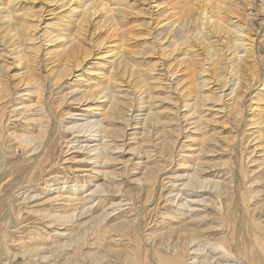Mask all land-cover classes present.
I'll return each instance as SVG.
<instances>
[{
    "label": "rangeland",
    "instance_id": "obj_1",
    "mask_svg": "<svg viewBox=\"0 0 264 264\" xmlns=\"http://www.w3.org/2000/svg\"><path fill=\"white\" fill-rule=\"evenodd\" d=\"M57 1L32 0L30 2L24 1L16 5L15 9L17 13L22 12L20 14H23L24 12L30 11L29 13H34L35 15L33 16L34 18H29L31 23H35V27L33 26L30 29V34H33V36H26L22 50L18 55L13 56L12 54H8L9 52H6L11 47H9V43L12 36L5 35L4 38L0 33V49L3 52L0 56V64L6 65L1 69L0 74L2 77L5 76L3 78L7 80L2 79L5 83L3 82L0 88V96L2 97L3 95V98L0 97V262L2 264H54V262L55 264H66L68 262L67 257H71L74 249L66 250L67 252H57L53 256V259L51 260L50 258L48 261L34 254L22 255L21 253L26 249L50 247L66 240L56 233L55 228L49 225L47 217L45 218V215L42 214L58 210L61 213L70 212L73 205L82 208H88V206L90 207L92 205L90 213L93 216L101 215L102 211L106 208L110 212L109 217L99 226L100 230L98 226H95L87 234V239L83 241L84 243L88 242L91 244L93 248L87 247L84 243L80 244L81 249L79 252L81 261L83 262L84 260V264H95V260L91 258L90 253L93 254L97 250H99L97 252H103L104 248L100 246L107 242L106 240L103 241V238L107 235L106 231L111 230L108 229L111 224L116 225L124 219L135 218L134 216H136L137 212L143 216L148 210L146 209L148 206L149 208L154 206L152 197L155 196L154 198H158L157 196L160 190L158 183L160 182L157 183L155 181L153 178L155 174L152 171L155 172L157 167L155 165L163 161L160 159V154L162 153L168 156L173 149L171 144H166L163 140L164 133L161 131L163 128L161 124L167 122L170 130L178 127L176 126L178 124H181L180 127H184L185 125L183 129L173 131L174 133L172 135L177 139V150H180L182 153L185 151L184 153L188 152L195 156L194 158L192 156V159L190 157L189 159L191 160L187 159L189 160V165L194 164L200 157L202 158V155L199 154L200 148L206 139L208 140L211 136V138L218 139L219 146L214 149L216 151L209 153V155L201 159L205 161V166L210 170L208 173H205V178L207 177L209 180L213 178L211 179L212 181H223L232 174L234 176L233 184L236 187V193L233 198L232 196H229V198L225 191H223L225 193H221L220 195L215 192L211 195L204 194L205 196L202 197L207 200V204L200 203V206H198V209H203L201 215L205 217L197 224L198 226L196 225L197 227L200 226L197 229L214 227L212 228L214 230L210 229L208 232L204 229L203 234H208V237L213 238L223 235L224 237L227 236L224 243H222L224 250L219 245L212 244V246L210 245L208 248L203 249V254L208 255L211 252H215L216 256L222 255V258L225 259L223 261L224 264H228L229 261L233 263L235 258L232 255L237 252V248L240 245L239 248L250 250L248 252L254 250L253 256L256 257L254 261L256 264H264V0H248V7L242 3L243 0H223L224 3L222 0H201L202 4L199 3L203 7V14L190 11L189 7L196 3L195 0H104L106 8L103 7L102 10L99 7L98 9L102 11L98 10L94 15H90L85 24L87 36L85 41L87 44L85 46L89 45V55L85 61H82L79 68H73L72 73H66L68 76L66 74H63V76L56 74L57 77L51 75L50 77L52 78H50L48 69L54 64V58L56 60V56L63 49V39L61 36H63L64 31H62V28L71 24L72 20L78 17V11L82 8V5L77 0H59V3ZM67 1L69 3H66ZM231 1H234L233 10H238L236 13L221 8L223 11H226L222 12L218 7H214L216 4L217 6H228V3ZM220 2L222 3L220 4ZM119 4L126 5L125 18L115 26L118 29L112 31L110 25L105 22V16L106 14H114V8ZM71 9L72 14L76 12L74 18H71V14H68V11H71ZM107 9L108 11L106 12ZM160 11L163 12L162 14L165 13V16H169V14L175 15L177 13L175 15L176 20H178V23L180 21L179 24L183 26L187 22L188 25L189 23L199 24L196 29V31H199H195L198 35H201L205 30L204 27L207 26V24H203L202 26L201 21L203 20L201 19L208 22L209 17L210 19L219 20L223 17L221 21H224L227 17L233 16L234 20L238 18L244 21L246 17L244 11L251 12L250 17L247 18L248 20H245L246 27L248 28H246L248 35L246 36L245 42L248 45L250 44L249 46L253 45L254 59L252 58L248 66L243 71L241 70V76L244 79L242 80L243 88H240V92L242 89H244V92L242 91V98L239 101L242 100L239 103L235 95L224 96L221 101L216 98L222 90H226L225 92L228 94L231 92L232 88L230 87H233V82L231 83L233 80L229 79L235 78L237 74L234 73L235 76L231 68H227L226 64H224L227 57L226 51L222 50L217 55H211L212 65L207 64L206 67H209L214 77L212 76V79L208 81L207 87L201 89V93L206 96V99L196 110V115L203 114L205 116L198 123V127L189 123L185 124L184 121L170 120V118L174 119L176 115L183 119L182 113H187L186 110L189 108V106H185V104H188L184 102V99L190 100L188 103L192 104L199 92L195 89L189 96L186 90L179 93V89H176L181 87L182 91V87L188 83L189 76L191 77L193 75L192 69H187V66L183 63V59L186 56V47L181 42H184V40L174 41L173 34L171 37L168 36L166 38V31L159 34L160 29L156 21L161 18L165 19V16L160 15L161 17H159L158 14H160ZM189 14H191V18ZM145 22L148 24L146 25ZM69 26H72L70 27L72 32L77 31V26H73L72 24ZM183 26L180 27L183 28ZM149 27L153 28L149 29ZM129 32H131L130 38ZM33 37L34 40H32ZM35 37H38V39ZM189 37L192 45L195 46L191 48L192 50L196 48L198 53L206 52L203 51V49H206L204 48L206 44H200L197 41V36H194L190 32ZM2 38L6 40L4 41ZM212 39L214 40L216 37L214 36ZM103 40L104 42H102ZM31 42H34V44ZM92 44L94 46L90 47ZM185 44L186 46L189 45V43ZM31 45L33 47L32 49ZM119 45L121 48L126 46L129 51H133L132 55L134 56L131 55L129 63L131 69L134 70V77H138L136 80L137 83L134 84L136 89L130 83V86H133V95L143 97L144 104L148 106V108L146 107L147 109H151L150 106H152L153 111L156 112L157 121L155 120V123L157 122L156 124L159 126L154 128L150 135H144L143 132L145 130H143V127L145 126L142 118H144L143 114L147 110L143 111L142 115L137 117L140 118L139 121L141 122L137 124L138 127L135 128L133 124L137 120L128 122L130 125L126 127L123 137L121 135L120 140L116 142L120 145V148L115 149L114 144H112V149L109 154L103 153L96 159L94 157L95 154L88 152V149L85 147L86 142L84 140L90 137L89 129L71 128L76 120L71 115L78 114L75 115V118L90 117L92 112L97 111L95 103L88 101V97L91 100L89 94L82 96L83 93H80L87 90L93 84V81L96 80L94 79L95 73L91 72L100 70L96 67V64L102 60L101 57L104 58L103 60H107L113 51L118 50L115 46L119 47ZM5 49L6 51H4ZM31 52H33L31 54L32 56L30 55ZM214 62L217 67L214 65ZM220 64L222 65L218 67ZM107 65L106 69L111 70V64L108 62ZM224 67L226 69H223ZM56 69H60V67H56ZM143 70L148 71L150 74L145 75ZM169 71L175 73V78H172L170 76L171 74H166ZM230 73L233 75H230ZM215 74L218 77L220 76V78ZM126 76L124 81L127 78ZM224 76H227L226 80ZM223 80L225 83H220ZM26 81L30 83L29 86H25L24 82ZM139 83L142 84L140 85ZM151 83L155 84H152L155 88L154 86H147V84ZM138 86L140 87L138 88ZM23 88H27L26 91H23ZM27 93L29 94L28 96ZM41 94H43L42 97ZM150 96L153 98H150ZM22 102H27L26 105L28 104L29 106L30 104L32 108L26 107V110L20 114L22 109L15 110L14 108L22 106ZM87 107L90 108V111L89 108L87 110ZM218 108L224 110H219ZM32 117L36 119L43 118L44 123L35 122L32 120ZM117 119V122L113 121L114 123H111L117 125L116 127L124 125L122 118L118 117ZM41 124L49 125L47 127L48 136L45 140V142L47 141V154H42L41 157L43 159L41 160V164L35 165L37 154L27 152V150L19 146L18 142L20 136H37L42 128ZM252 151L254 152L253 154ZM167 159L164 173L161 175V178L165 177V183L168 182V176H173L181 170H184L181 169L180 165L186 166V164H181L182 159L180 157H176L175 159L174 157H168ZM97 160L101 162L97 164L95 162ZM102 160H106L108 164L101 165ZM147 166H150L153 170L147 169ZM105 171L114 173V179L107 177L104 174ZM154 183L158 186L157 189L155 188L156 192L151 189ZM99 185H101L99 192L100 194L102 193L99 196L100 198L93 199V201L90 199L86 203L85 196L92 190L97 189ZM223 185L226 186V184ZM78 186L80 187L78 188ZM241 192L243 193L241 194ZM60 193L62 194L60 199H55V196ZM69 195H75L78 200L69 203L67 201ZM243 195L250 197H247L245 200ZM31 196H34L35 199L32 198V200ZM209 200H212V202ZM163 201L164 207L160 210V214L155 216V224L151 225L152 228L144 230L145 236L148 233L146 237L149 236L151 238L149 239V243L147 242V244L140 240L141 253L144 256L147 254L149 264H159L165 258L168 260V256L173 249V247L172 249H168L164 246L163 248H159L162 247V236H168V233H166L168 231L167 229L171 226L170 223L173 222L171 216L174 218L177 212L175 208L176 204L173 205L171 201H167L166 199ZM245 203L249 204V207L252 209H256L254 217L260 226L258 230L261 233L260 235L257 234L258 236L256 235L257 241L256 244H253L254 246L250 244L252 241V232L249 233L251 222ZM71 204L72 206H70ZM116 207L117 209L115 210L114 208ZM181 216L178 215L177 217L180 218ZM180 219H185V217L182 216ZM143 226H145L144 222ZM102 229L104 230L101 231ZM123 235L125 244H131V246L135 243V240L137 241L139 239L129 227L128 229L125 228ZM155 235L156 238H154ZM176 235L173 234L172 237L174 236L173 238L175 239L177 237ZM153 239L154 241H152ZM165 252L166 255H164ZM50 253L49 251L44 252L46 255H50ZM235 255L238 256L239 254L236 253ZM229 257L232 259L227 260ZM170 263L172 262L166 264Z\"/></svg>",
    "mask_w": 264,
    "mask_h": 264
},
{
    "label": "bare ground",
    "instance_id": "obj_2",
    "mask_svg": "<svg viewBox=\"0 0 264 264\" xmlns=\"http://www.w3.org/2000/svg\"><path fill=\"white\" fill-rule=\"evenodd\" d=\"M24 1L30 2L32 0H0V33H1L2 37H4L5 35L6 36L11 35L12 36V39L9 43V47L10 46L11 47L9 49H7V51H6V49L4 51L9 52L8 54H12L13 56L18 55L19 52L22 50L23 43L26 40V36L27 37H28V35H30V37L33 36V34L32 35L30 34V29H31V27H33L35 25V23H31L29 18L35 16L34 13L31 14V13H29L30 12L29 11V12H24L23 14H20L22 12L17 13L16 9H15L17 4H19V3L21 4V2H24ZM52 1H54V0H52ZM195 1L197 4L195 3V4H193V6H190L189 7L190 11H193V12L196 11L200 14H203V7L201 6V4H202L201 0H195ZM61 2H63V1H61ZM77 2L82 5V8L80 11H78L79 12V14L77 15L78 17L73 19L71 22V24L73 26L78 27V28L76 27L77 31L76 32L71 31L70 27H72V26H69L71 24H68L65 28H62L63 29L62 31H64V34H62L63 36H61V38L63 39L62 40L63 41V46H62L63 49H62V51L59 50L60 51L59 54L56 52L58 54V55L56 54L57 58H56V60L54 58V61H55L54 64L48 69L49 70L48 71L49 77L51 75L52 76L55 75V77H57L56 74H58V76H63V74L65 75L68 72L72 73L73 68L74 69L79 68L82 61L84 62L85 59L87 58V56L89 55V53H88L89 52V50H88L89 45L85 46V44H87V42L85 43L86 37H87L85 24L88 21V17L90 15H94V13H96L99 10L98 9L99 7H101V9L103 7H105V2H104V0H77ZM233 2L234 1H231L230 3H228V6H223V5L217 6V4H216V6H214V7H218L219 10H222L221 8H223V9H226L227 11L230 10L231 12L236 13L238 10L237 11L233 10L234 9ZM66 3H69V2L67 1ZM221 3L222 2H220V4ZM223 3H224V1H223ZM242 3H244V5H246V7H248V0H243ZM121 4L117 5L114 8V14H112V15L106 14V16H105V22H107L110 25V28H112V31H114L115 29H118L115 26L117 25V23H119V21H121L123 18H125V14H126V7L125 6L126 5L123 6L124 4L123 5H121ZM105 8H104V10H105ZM101 9L99 11L103 10V9L102 10ZM186 9H188V8H186ZM107 11H108V9L106 10V12ZM71 12H72V9H71V11H68V14H71L70 15L71 18H74L76 15V12L73 14ZM222 12H226V11L222 10ZM244 12H245V16H246L245 20H248L247 18L250 17L251 12L250 11L249 12L244 11ZM162 13L163 12L160 11V14H158L159 17H161L160 15L165 16L164 15L165 13L164 14H162ZM219 13H221V12H219ZM175 15L169 14V16H165V19L161 18L164 20L160 19V20L156 21L157 26L159 25V29H160L159 34L166 31L165 32L166 38L168 36L171 37V35L173 34L174 38H175V40L173 39L174 41H179L181 39L184 40V42H181L186 47L185 48V55L186 56L183 59V63H185V65L187 66V69H189V68L192 69L193 75L191 77L189 76L188 83H186L182 87V91H181V87L176 88V89H179V91L177 90L179 93H182L186 90L188 92L189 96L194 92L195 89H197L199 93H197L198 96L196 99L194 98V102L192 104L188 103V101L190 102V100L184 99V102H187V104H188V105L185 104V106L186 107L189 106V108L186 110L187 113L186 112L182 113L183 117H184L183 119H181L180 116L177 117V115H176L174 117V119L170 118V120L179 121V122L184 121L185 124L189 123V124H192L193 126L195 125L196 127H198L197 126L198 123L205 116L203 114L196 115V110L199 108L200 105H202V102L206 99V96L203 95V93H201L202 92L201 89L207 87L208 81H210V79H212V76L214 77V74L212 75L209 67H206L207 64L212 65L211 55H214V54L217 55V54H219V51L221 52L222 50L226 51L227 57H226V62L224 64H226L227 68H231V71L233 74L234 73L237 74V76L234 74L236 76L235 78L229 79V80H233V81H231V83L233 82L232 83L233 87H230V88H232L231 92L228 94L225 92L226 90L225 91L222 90V92H220V94L217 95L216 98L219 101H221L224 96L226 97L227 95L228 96L229 95H235L236 96L235 98H237L236 100L239 101V99L242 98L241 93L244 90V89H242V91L240 92V88L243 86L242 80L244 79V78H242L241 73H242L243 69L248 66V64L251 62V60L253 58V48H252L253 45L249 46L250 44L248 45L247 42H245L246 36L248 35V33L246 31L247 27H246V21L245 20L244 21L239 20L238 18L234 20L233 16H231L229 18L227 17V19L224 21H221L223 19V17H221L222 19H220V20L219 19H210V17H209V20H208L209 23H208L207 21L205 22L204 19H201L199 16V18L203 21H201V20H198V21H201L202 26H203V24H207V26L204 27L205 30L203 31V33L201 35H198L197 33H195V31H196L197 27L199 26V24L196 25L195 23H189V25H188V22H187V24H185V26H183V25L179 24L180 21L178 23V20H176ZM189 15L191 18V14H189ZM221 15H223V14H221ZM202 16H204V15H202ZM91 20H93V19H91ZM102 20H104V19H102ZM149 21H148V23H149ZM148 23H146V25ZM180 26H183V28ZM206 27H207V30H206ZM152 28L149 27V29H152ZM149 29H148V31H149ZM198 31L199 30H197L196 32H198ZM35 32H34V34H35ZM155 32H157V31H155ZM190 32H192L194 34V36H197L196 37L197 41L200 44H206V47H204L206 49H203V51H206L205 53H198L196 51V48H195V50L191 49L194 45H192V42L190 41L191 40L189 37ZM90 34H91V32H90ZM87 35H88V33H87ZM130 35H131V32H129V38H130ZM148 36H149V34H148ZM214 36L216 37V39L213 40L212 38ZM176 37H177V39H176ZM4 38H2V40ZM35 38L38 39V37H35ZM148 38L150 39V37H148ZM37 39H35V40H37ZM5 40L6 39H4V41ZM32 40H34V37ZM95 40H94V42H95ZM102 42H104V40ZM31 43L34 44V42H31ZM185 43H189V45L186 46ZM26 44H27V42H26ZM100 44H102V43H100ZM103 44H105V43H103ZM196 44H197V42H196ZM7 46H8V44H7ZM92 46H94V45L92 44L90 47H92ZM99 46H102V45H99ZM95 47L97 48V46H95ZM115 47L118 48V50L115 52L110 51L112 53L109 55L107 60H103L104 58L101 57L102 60L100 59L101 61H99L98 64H96L97 65L96 67L100 70L97 72H91V73H95L94 79H96V80L93 81V84L91 86H89L88 89L85 90L84 92L79 91V92H81L80 94L83 93L82 96L89 94L91 100H89V97H88V101H92L93 103H95V105L97 107L96 108L97 111L92 112L90 117L84 116L83 118H75V115H78V114H72L71 115L74 119H76L71 128H76V129L87 128V129H89L88 131H89L90 137H88V138H86V140H84V142H86L85 147L88 149V152L95 154L94 157L96 159H98L97 157L101 156V154H103V153L109 154L110 150L112 149L111 148L112 144H114L115 149L120 148V145L116 142L120 140L119 138H121L120 137L121 135L123 137V134L125 133L126 127H128V125H130V123H128V122L131 120L132 121L137 120L133 124H134L135 128L138 127L137 124H140L141 122L139 121L140 118H137V117H140L139 115H142L143 111L147 110L143 114L144 118H142V120L144 122V126H145V127H143V130H145L143 132L144 135H150V133L153 131V129L157 128L159 126L158 124H156L157 122L155 123V120L157 121L156 112L153 111L152 106H150L151 109H147L148 106H146V104H144L145 102H144L143 97H139V96L136 97L135 95H133L134 94L133 93L134 91L132 90L133 86L131 87L130 83H132L134 85L135 83H137L136 80L138 78V77L137 78L134 77V75H133L134 70L131 69L130 63H129V60H130L129 58H131L133 51H129V49L126 46H124L123 48H121L120 45H119V47H117V46H115ZM201 47L203 48V46H201ZM4 48H6V47L4 46ZM32 48L33 47L31 45V49ZM35 48L37 49V47H35ZM183 49H184V47H183ZM32 53L33 52H31L30 55ZM177 53H178V51H177ZM2 54H3V52H1V49H0V56ZM98 55H100V54H98ZM132 56H134V55H132ZM219 59H220V57H219ZM34 60H36V59H34ZM108 62L112 66L111 70L106 69V67L108 66L107 65ZM178 63H180V62H178ZM168 65H169V63H168ZM214 65H215V62H214ZM221 65L222 64H220L218 67H220ZM5 66H6L5 64H0V72H1V69ZM208 66H210V65H208ZM56 67H60V69H56ZM223 69H226V68L224 67ZM149 72H150V70H149ZM159 72H161V71H159ZM143 73H145V75L150 74V73H148V71H144V70H143ZM166 74L167 75L171 74L170 76H172V78L173 77L175 78V75H174L175 73H171L169 71V73L167 72ZM233 74L230 73V75H233ZM222 75H224V74H222ZM125 76L127 78L124 81ZM3 77H5V76H3ZM3 77L0 74V88L4 82V81H2V79H4ZM224 77H226V78H224L226 80L227 76H224ZM50 78H52V77H50ZM218 78H220V76ZM228 78H229V74H228ZM229 80H228V82H229ZM5 81H7V80H5ZM175 82H177V81H175ZM223 82H224V80L220 83H223ZM24 83H25V86H29V84H30L27 81ZM247 83H248V81H247ZM139 84L141 85L142 83H139ZM152 84H154V83L147 84V86L153 87L155 85V84L154 85H152ZM147 86L145 85V87L148 89ZM158 86H159V84H158ZM139 87L140 86H138V88ZM172 87H174V86H172ZM134 88H135V85H134ZM154 88H155V86H154ZM26 89L23 88V91H26ZM74 92H76V91L74 90ZM1 95H2V92H1ZM28 95L29 94L27 93V96ZM21 96L23 97V95H21ZM24 96H25V94H24ZM42 96H43V94H41V97ZM1 98H3V95ZM78 98H80V97H78ZM150 98H153V97L150 96ZM23 99H28V98H23ZM80 100H81V98H80ZM240 101H239V103H240ZM233 102H235V101H233ZM26 103L27 102H22V104H23L22 106H20L18 108L16 107L14 109L15 110L16 109H22V112H20V114L26 110L25 109L26 107L31 109L32 108V107H30L31 105L29 104V106H28V104L26 105ZM86 103H87V101H86ZM239 103H237V104H239ZM93 107H94V105H93ZM88 108L89 107H87V110H88ZM221 108H224V107H221ZM221 108H218V109L224 110ZM89 111H90V108H89ZM233 114H236V113H233ZM214 115H215V113H214ZM118 117L123 119L124 125H121L120 127H116L117 125H113L111 123L113 121L117 122ZM32 120L35 122H41L42 124L44 123L43 118L36 119V118L32 117ZM205 120H206V118H205ZM161 125L163 127L161 131L164 133V136H163L164 139L163 140H164V142H166V144L167 143L171 144V147L173 149H172L170 155H168V156L163 155L161 153L160 159L163 161H161V162L158 161L159 163H157V165L154 164L157 167H156L155 172L152 171V173L155 174V176H153V178L155 179V181H157V183L160 182V183H158L159 184L158 186H160V190H159L158 196L156 195L158 198H154L155 196L152 197L153 198L152 203H154V206L151 208H149V206H148V208H146L148 210L145 212V214L143 216L139 212H137L136 216H134L135 218L126 219V220L124 219L121 222H119L118 224L115 223L116 225H112V224L110 225V228H108V229H111V230H107L106 231L107 235H106V237L103 238V241L106 240L107 242L103 243V245L101 244V246H100V247L104 248L103 252H97V251H99V250H97L93 254L90 253L91 258H93V260H95V264H149L150 262L147 260V254L144 256L141 253L140 240L144 241L145 243H147V242L149 243V239H151V238H149V236L146 237L148 233L145 236L144 230L152 228L151 225L155 224V216L159 215L160 210L163 209V207H164V204H163L164 201L163 200L164 199H166L167 201H171L173 205L176 204L175 208L177 209V212L175 213L176 215H174V218H172V216H171V220L173 222L170 223L171 226L167 229L168 231L166 233H168V236L164 237L165 235L163 232L164 236H162V239H161L162 247H159L161 244L158 246L159 248H163V246H164V247H167L168 249H172V247H173V249H172V252L170 254L167 252L169 254L168 260L165 258L164 261L160 260L161 261L160 263L166 264V263L172 262L170 264H224L223 261L225 259L222 258V255L216 256L215 252H213V253L211 252L212 253L211 254L210 251H209V253L211 255L210 254H208V255L203 254V249L208 248V246H210V245L212 246V244H217L223 249L224 246L222 243H224V240L226 239L227 234L225 235L226 237H224V235H223V236L213 238V237H208L207 236L208 234H203V232L205 230H206V232H208V230H210V229L214 230V229H212L214 227L204 228L205 230L204 229H197L200 227V226L197 227L198 226L197 224L200 223L205 217L204 215H201L203 213V209L202 208H201L202 210L198 209V206H200L199 205L200 203L201 204L202 203L207 204V200L205 198H203L205 196L204 194H210L211 195L213 192H215V193L220 195L221 193L226 192L228 197L232 196V198H233L235 193H236L235 192L236 187L233 184L234 183L233 174L231 176L226 177L227 180L225 179L223 181L222 180L212 181L211 179H213V178H211L209 180L207 177L206 178L204 177L205 173H208L210 170L207 166H205V161L201 160V159H203L205 156L209 155V153L215 152L216 150H214V149L219 146L218 145L219 141H218V139H214V138H211L212 136L211 137L209 136L210 137L208 139L209 141L206 139L204 141L202 147L200 148L199 154L202 155V158L200 157L198 160L195 161V163L193 162L194 164L189 165V160L192 159L193 155L188 153V152L184 153L185 151L182 153V152H180V150H177L178 149V147L176 146L177 139L174 138V136L172 135L174 133L173 131H179V130L183 129L185 127V125H184V127H180L181 124L180 125L178 124V125H176L178 127L173 128L172 130H170V128L168 127L167 122H163V124H161ZM200 125H202V124H200ZM48 126L49 125H42V128L40 129L39 134L37 136H20L19 137V142H18L19 146H21L24 150H27V152L37 154L36 159H35V163H34L35 165H38L39 163L41 164V160L43 159L41 157L42 154L43 155L47 154V152H46L47 141L45 142V140L48 136V132H47ZM199 143H200V141H199ZM176 147H177V149H176ZM162 149H164V148H162ZM113 152H114V150H113ZM253 153L254 152L252 151V154ZM106 157H109V156H106ZM168 157L169 158L174 157V159L176 157H180L182 159L181 164H186V166L180 165L181 169H184V170H181L179 173H177L173 176L167 177L168 178L167 183H169V184L165 183V181H164L165 177L161 178L162 177L161 175L164 173L165 162L168 160L167 159ZM190 157H191V159H189ZM194 157L195 156H193V158ZM196 157H197V155H196ZM187 159H189V160H187ZM100 160L99 161L97 160L95 162L97 164H99V162H101ZM103 164H108V163L105 160L101 163V165H103ZM147 169L150 170L152 168H150V166L149 167L147 166ZM101 173H103V172H101ZM146 173L148 174V172H146ZM104 174L107 175V177H112V178L115 177V174L111 173V171H110V173L105 171ZM154 179H152V180H154ZM223 184H226L227 187L224 186ZM158 186L155 185V183H154V185L151 186V189H153L155 191V188L157 189ZM76 187H77V185H76ZM79 187L80 186H78V188ZM99 188H101V185H99L97 187V189L92 190L89 194H87V196H85L86 203L90 199L93 201V199L95 200L99 196H101L102 193L100 194ZM151 189H149V191H151ZM223 191H225V192H223ZM61 193L58 194L57 196H55V199H60V197L62 195ZM242 193L243 192H241V194ZM74 196L69 195V198L67 199V201H69V203L76 202V200H78V199L76 198V196L75 197ZM200 197H202V198L199 199ZM247 197H250V196H247ZM247 197L244 196L243 198H245V200H246ZM32 198L35 199L34 196H31V199ZM26 199H23V200H26ZM188 199H190V200H188ZM27 200H29V199H27ZM209 201L212 202V200H209ZM243 201H244V199H243ZM245 205H246L245 206L246 210L250 216V222H251V228L249 227L250 231L248 230L249 233L252 232V234H251L252 235L251 236L252 241L250 242V244H251V246H254L253 244H256L257 236L260 235V233H261L258 230V227H260V226L255 221V217H254V215L256 213V211H255L256 209H252L251 207H249V204L245 203ZM70 206H72V204ZM257 207H259V206H257ZM91 208H92V205L90 207L88 206V208H82V207H79L77 205H73L70 212L61 213L60 210H58V211L47 212V213L42 214V215H45V218L47 217V221L49 222V225H51L55 228L56 233H58L61 237H63V239H66V240H64L60 244H57V245L55 244V245H52L50 247H42V248L37 247V248H33V249H26L21 254L22 255L34 254V255L39 256L40 258L48 261V260H50V258L52 260L53 256H55L57 252H61V251L65 252L66 250L69 251V250L74 249L71 257L70 256H69V258L67 257L68 262H66V264H84V260L82 259L83 260V262H82L81 258H80V256H81L80 252H79V250L81 249L80 244L84 243L83 241H85L87 239V234L90 232V230L92 228H94L95 226L99 227L100 225H102V223L110 215V212L106 208L102 211L101 215L93 216L92 213H90V210H92ZM114 209L116 210L117 207ZM178 215L184 216L185 219H180L182 216L180 218H178L177 217ZM143 222L145 223V226L142 227ZM128 227L134 231V233L136 234L137 237H139V239L136 238V239H138L137 241H139V242L137 243V241L135 240V243L132 245L133 247L131 246V244H125V242H124L123 233L125 231V228L128 229ZM144 227H146V228H144ZM99 230H100V227H99ZM103 230L104 229H102L101 231H103ZM112 232H117V233H112ZM119 232H121V233H119ZM173 234H177L176 235L177 237L175 239L173 238L174 236L172 237ZM154 238H156V235ZM152 241H154V239ZM234 241H235V239H234ZM242 243H243V241H242ZM242 243H241V245H242ZM238 244H239V242H238ZM238 244H237V246H238ZM84 245H86L89 248H93L92 245L89 244L88 242L87 243L85 242ZM124 245H126V246L123 247ZM239 246L237 248V252L236 251L235 252L241 256L235 255L236 253L233 254L232 256H234V258H235L234 262L232 263L229 261L230 262L229 263L227 261L228 264H256L254 262L256 260L255 259L256 257L253 256L254 250L251 252H248L250 250H247L245 248L244 249L239 248ZM245 246H246V244H245ZM257 246H258V242H257ZM45 251L51 252L50 255L44 254ZM214 251H216V250H214ZM159 254H160V252H159ZM213 254H215V255H213ZM161 255H163V254H161ZM164 255H166V252ZM229 259H232V258L231 257L227 258V260H229ZM0 264H2V262H0ZM54 264H55V262H54Z\"/></svg>",
    "mask_w": 264,
    "mask_h": 264
}]
</instances>
